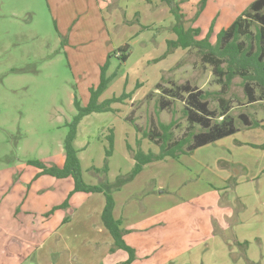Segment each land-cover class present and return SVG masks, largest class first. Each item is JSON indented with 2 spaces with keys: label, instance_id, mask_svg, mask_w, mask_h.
I'll return each instance as SVG.
<instances>
[{
  "label": "rangeland",
  "instance_id": "374dc122",
  "mask_svg": "<svg viewBox=\"0 0 264 264\" xmlns=\"http://www.w3.org/2000/svg\"><path fill=\"white\" fill-rule=\"evenodd\" d=\"M174 1L185 15V26L201 27L202 37L217 17L212 37L215 42L216 34L230 26L254 0H208L197 21L193 18L201 0ZM175 24L176 14L165 0H0V184H26L29 178L32 184H60V189L66 186L68 190L63 203L71 200L72 177L39 176L41 169L30 162L64 165V142L69 131L66 123L77 113L75 92L82 104L87 105L90 88L100 82L101 66L109 55L112 58L108 75L115 71L117 74L99 101L124 92L135 93L123 103H114L116 112L93 113L79 126L77 145L81 149L85 181L116 185L126 177L135 163L128 144L135 149L158 151L126 119L129 116L143 130H149L159 121L175 120L173 133L175 138H181L189 128L183 112L185 104L176 99L168 108H158L157 101L163 91L155 85L160 82L163 88H170L187 83L213 92H219L221 85L216 82L211 66L202 63L197 49L177 48L165 55L167 39L177 38L172 30ZM125 44L130 45V57L123 62L117 50ZM137 84L141 86L138 88ZM223 93L239 130L180 159L149 164L113 191L117 215L125 210L128 216L134 213L136 216V207L139 212L143 198L153 196L151 191L156 184H167V189L165 194H160L163 200L148 204L150 212L159 210L160 205L172 209L174 201L187 198L191 186L198 195L209 188L208 184H234L232 177L239 173L241 184H264L261 176L264 174V102L248 104L239 77ZM210 107L221 110L217 97H211ZM241 113L250 120H261V125L245 126L239 118ZM111 133L114 134L112 147ZM110 148L112 156L107 158L106 150ZM106 164L107 172L95 171V168L102 170ZM175 184H179L177 190ZM51 190L54 195L59 188L53 186ZM95 196H102L105 206V194ZM99 198L87 202L78 197L68 207L61 208L63 217L66 216L64 220L69 221H65L67 228L84 229L87 223L86 229L91 228L87 214L101 205ZM102 213L94 215H100L99 225L105 227ZM260 217H264V211ZM252 224L258 230V237L240 241L229 236L220 239L222 245L213 239L193 241L194 249H191V234L184 236L181 233L188 231L182 230L181 255L197 257L199 264H264V220ZM80 240H71L69 244L78 249ZM92 244L96 246V242ZM225 246L228 249L223 252Z\"/></svg>",
  "mask_w": 264,
  "mask_h": 264
},
{
  "label": "crops",
  "instance_id": "0c3cea01",
  "mask_svg": "<svg viewBox=\"0 0 264 264\" xmlns=\"http://www.w3.org/2000/svg\"><path fill=\"white\" fill-rule=\"evenodd\" d=\"M215 19L216 26L217 17ZM240 174L232 177L234 184H208L209 188L198 195L192 192L191 186L187 198L174 201L172 209L160 205L159 210L150 212L148 207V204L164 199L160 194H165L167 184L155 185L151 191L153 196L143 198L140 213L136 207V216L135 213L128 216L125 210L117 215L115 200L114 216L121 220V227L127 230L124 239L136 252L131 264H199L195 260L197 257L181 255L184 252L180 251L179 243L182 230L188 231L181 233L184 236L191 234V249H194L193 241L209 242L213 239L222 245L221 240L229 236L237 237L240 241L258 237V230L252 223L264 220V217H260V212L264 211V184H241ZM53 186L59 188L54 195L51 190ZM59 186L32 184V178L26 184H0V264H122L127 261V251L118 249L111 253L114 239L106 226L99 225L100 215H94L104 210L102 196L76 192L70 197L71 200L80 197L87 202L101 197V205L87 214L91 228L86 229L87 223L84 229L69 230L61 209L50 214L67 197L66 186L64 189ZM178 186L175 184L176 190ZM74 239H81L78 249L69 244ZM93 242H96L95 247ZM227 249L225 246L221 250L226 252Z\"/></svg>",
  "mask_w": 264,
  "mask_h": 264
},
{
  "label": "trees",
  "instance_id": "16d2710c",
  "mask_svg": "<svg viewBox=\"0 0 264 264\" xmlns=\"http://www.w3.org/2000/svg\"><path fill=\"white\" fill-rule=\"evenodd\" d=\"M165 1L171 5L177 19V24L172 29L177 38L167 39L168 48L165 55L172 53L177 48L183 50L197 49L202 63L211 66L216 82L221 85L219 92L204 91L187 83L176 84L170 88H163L160 82L155 85L156 89L163 91L162 96L157 101L158 108L166 109L176 99L183 101L185 104L183 112L189 122L188 131L177 139L173 133L175 120L169 123L159 121L157 125H153L149 130H143L134 119H131L130 116L127 117L126 119L134 124L137 132L141 133L143 138H147L154 147L156 146L158 151L152 148L144 150L142 147L135 149L128 144L135 163L132 171L126 177L120 179L116 185L87 183L83 177L80 158L81 149L77 145L79 126L86 116L93 113L116 112L117 109L113 107V104L123 103L135 93L124 92L121 95H113L99 101L117 74L115 71L108 75L112 58V55H109L101 66L100 82L97 86L90 88L88 104L83 105L77 92H75L74 105L77 113L72 120L66 123L69 131L64 142V165L62 167L57 165L47 166L40 161L30 162L41 169L39 176L51 175L59 179L72 177L75 185L69 198L76 192L105 194L106 204L102 219L114 239L111 252L123 249L129 253L128 260L122 264H131L136 257V252L124 239L127 230L121 227V220L116 219L114 216L115 198L113 191L132 180L147 165L153 162L170 158L180 159L182 155L192 154L199 147L236 133L239 128L236 125L235 118L230 114V102L222 96V93H225L231 87L235 78H241L248 104L264 102V0H254L230 26L221 29L216 34L215 42L212 41V37L216 19L212 21L208 32L202 37L200 27L185 26V15L182 13L179 4L175 3L174 0ZM207 2L208 0H201L193 21H197L200 14L205 10ZM129 50V44H125L117 50L123 62H126L130 57ZM140 86L141 84H137L138 88ZM148 95H150L149 92ZM211 97H217L221 110L210 107ZM239 118L247 127L260 126L262 122L261 120H250L245 113H241ZM197 127H199L198 131H196ZM109 139L112 147L114 143L113 133H111ZM262 147L264 148V145ZM111 153L112 148L106 150L107 158L112 156ZM107 170V164L102 170L95 168L96 172H107ZM68 205L69 200L55 206L51 212L54 213L57 209L68 207ZM65 221H68V219Z\"/></svg>",
  "mask_w": 264,
  "mask_h": 264
}]
</instances>
